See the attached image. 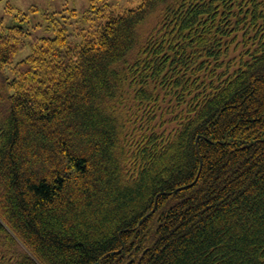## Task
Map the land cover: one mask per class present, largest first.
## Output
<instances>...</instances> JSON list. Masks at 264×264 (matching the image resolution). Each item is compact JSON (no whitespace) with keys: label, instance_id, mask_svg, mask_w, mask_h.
<instances>
[{"label":"trees","instance_id":"obj_1","mask_svg":"<svg viewBox=\"0 0 264 264\" xmlns=\"http://www.w3.org/2000/svg\"><path fill=\"white\" fill-rule=\"evenodd\" d=\"M111 2L0 19V264H264V0Z\"/></svg>","mask_w":264,"mask_h":264},{"label":"rangeland","instance_id":"obj_2","mask_svg":"<svg viewBox=\"0 0 264 264\" xmlns=\"http://www.w3.org/2000/svg\"><path fill=\"white\" fill-rule=\"evenodd\" d=\"M141 0H112L115 11L123 12L128 8H135L140 4ZM32 6L39 7L42 11L47 12H58L62 10H72L75 9L78 12L73 14L67 13L66 16H70L71 29H76V32L82 29L90 28V25L83 23L82 17H80L89 7V0H0V19H3L6 24H10L14 16L16 15V10L28 11ZM10 7V9H7ZM31 23H38L41 21V15L31 16ZM98 21V20H97ZM41 31H39L40 33ZM22 55H17L14 61L19 60ZM10 72V71H9ZM8 72V74H9Z\"/></svg>","mask_w":264,"mask_h":264}]
</instances>
